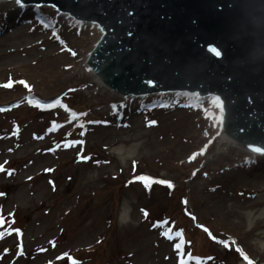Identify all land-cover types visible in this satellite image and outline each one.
<instances>
[{"label":"rangeland","instance_id":"374dc122","mask_svg":"<svg viewBox=\"0 0 264 264\" xmlns=\"http://www.w3.org/2000/svg\"><path fill=\"white\" fill-rule=\"evenodd\" d=\"M17 8L0 1V264H264V157L219 141L209 99L117 95L85 67L97 28Z\"/></svg>","mask_w":264,"mask_h":264},{"label":"water","instance_id":"95a60500","mask_svg":"<svg viewBox=\"0 0 264 264\" xmlns=\"http://www.w3.org/2000/svg\"><path fill=\"white\" fill-rule=\"evenodd\" d=\"M22 2L55 5L60 13L103 29L85 67L105 78V86L116 93L218 95L225 107V141L229 135L235 145L264 151V0ZM51 13L57 12L51 8ZM210 44L222 51L219 59L206 51Z\"/></svg>","mask_w":264,"mask_h":264},{"label":"snow or ice","instance_id":"6c2138e0","mask_svg":"<svg viewBox=\"0 0 264 264\" xmlns=\"http://www.w3.org/2000/svg\"><path fill=\"white\" fill-rule=\"evenodd\" d=\"M16 3L18 5H20L21 7L25 6L23 4L22 0H16ZM53 7H55V5H53ZM128 15L131 17L132 13H128ZM101 30L103 31V29H101ZM128 35L131 36V35H133V33L131 31H129ZM206 51L208 53H210L212 56L216 57L217 59H219L222 56V51L220 49H218V47H216L215 45H212V44L207 46ZM19 83L23 84L24 82L20 81ZM145 83L148 84L149 86H151L153 84V81L152 80H146ZM3 86L4 87H11L12 86V82L9 81L8 84L3 85ZM191 95H193L194 97H198L199 94L198 93H193ZM208 102H209L210 106H212V107H214V108H216L218 110L217 112L213 113V118L216 120V122L219 124V126H220V128L222 130L223 126H224V119H225L224 102L221 100L220 96H218V95H211ZM37 106H40L39 101L37 102ZM58 106L59 107H65L62 104L60 98H56L51 103H48L47 105H45V107H47V108H55V107H58ZM161 106L167 107V105H161ZM185 106H190V105H185ZM80 115H83V114H80ZM76 116H77L76 113H74V112L70 113V119H75ZM89 123H106V122L90 121ZM150 123H155V122H150ZM54 127H55V125H54ZM79 127L83 128L84 125L80 124ZM81 135H83V132L81 133ZM77 143H83V141H69L67 144H65V147L74 146ZM249 147L252 148V150L255 151V152H261L262 151V148L258 147V146L249 145ZM202 152H203V150H201V154H202ZM83 159L87 160L89 158L88 157H83ZM0 170H2V169H0ZM136 179L139 182L143 183L146 188L150 187L151 183H161V184L168 183V182L163 181V180H154L153 178L148 177V176H139ZM132 182H134V181H129V183H132ZM168 186L172 187V185L170 183H168ZM145 215H147L146 212H145ZM205 231H207V229H205ZM177 235H179V233ZM219 243L224 244L225 247H227V245H228V242L227 241H223V240L219 241ZM182 246H183V241L178 242L176 244V248L178 250V254H180L181 256L183 255L182 251H180L182 249ZM237 250L239 251V249H237ZM188 259L191 260L192 257L189 256ZM196 259H197V264H203V262L200 261L199 258H196ZM245 259H247V257H245ZM72 264H76V262L72 261ZM182 264H186V262L182 261Z\"/></svg>","mask_w":264,"mask_h":264},{"label":"bare ground","instance_id":"6f19581e","mask_svg":"<svg viewBox=\"0 0 264 264\" xmlns=\"http://www.w3.org/2000/svg\"><path fill=\"white\" fill-rule=\"evenodd\" d=\"M100 76L101 75L99 73H93V77H94L95 81L98 83V85L105 87V78H100ZM220 135L221 136H220L219 141H221V142L225 141V131H222V133H220ZM226 142L229 144H233L232 139L229 135H226ZM114 151L116 154L119 155L120 158H123L124 155H125V157L130 156L131 153L133 152V148H131L129 150H124L122 147H119V148H115ZM127 216H128V209L125 205H123L121 208V211H120V219L122 221H125L127 219Z\"/></svg>","mask_w":264,"mask_h":264},{"label":"trees","instance_id":"16d2710c","mask_svg":"<svg viewBox=\"0 0 264 264\" xmlns=\"http://www.w3.org/2000/svg\"><path fill=\"white\" fill-rule=\"evenodd\" d=\"M206 237H207V235H206ZM208 238V237H207Z\"/></svg>","mask_w":264,"mask_h":264}]
</instances>
